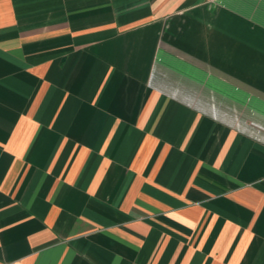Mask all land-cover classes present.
Listing matches in <instances>:
<instances>
[{
	"label": "crops",
	"instance_id": "1",
	"mask_svg": "<svg viewBox=\"0 0 264 264\" xmlns=\"http://www.w3.org/2000/svg\"><path fill=\"white\" fill-rule=\"evenodd\" d=\"M0 264H264V0H0Z\"/></svg>",
	"mask_w": 264,
	"mask_h": 264
}]
</instances>
